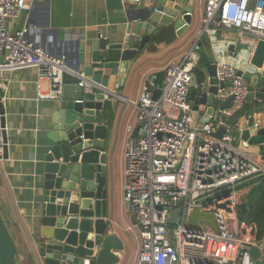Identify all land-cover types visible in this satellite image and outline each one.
I'll use <instances>...</instances> for the list:
<instances>
[{"label": "built area", "instance_id": "built-area-1", "mask_svg": "<svg viewBox=\"0 0 264 264\" xmlns=\"http://www.w3.org/2000/svg\"><path fill=\"white\" fill-rule=\"evenodd\" d=\"M34 1L0 0V89L5 96L6 73L33 67L38 69L37 99L62 98L66 75L77 78L85 92L104 90L85 71L72 69L64 51L59 54L58 49L34 41L30 27L8 26V21L30 11ZM200 12L197 40L182 60L170 62L161 82L155 76L148 78L138 100L130 101L140 125L128 126L124 144V203L134 220L130 228L137 229L141 238L137 264H257L243 246L264 241V229L259 236L257 224L241 221L238 215L245 193L236 185L264 175L263 153L238 146L231 122L245 104L249 82L234 63L218 62L217 79L225 85L216 98L234 95V99L219 111L217 120L208 115V121L195 124L189 96L192 73L202 58L198 47L203 34L236 30L264 40V0H203ZM42 81L48 82L46 90ZM166 103L179 109L177 118L165 109ZM4 117L0 110V165L9 143ZM254 121L264 127V116ZM221 127L227 129L222 138L213 136ZM178 209L177 221L170 223ZM195 210L213 214L218 230L206 220H200L199 229L192 227Z\"/></svg>", "mask_w": 264, "mask_h": 264}, {"label": "crops", "instance_id": "crops-1", "mask_svg": "<svg viewBox=\"0 0 264 264\" xmlns=\"http://www.w3.org/2000/svg\"><path fill=\"white\" fill-rule=\"evenodd\" d=\"M155 0H141L140 4L128 0H35L31 10L24 12L17 21H8L12 29L30 26V37L39 43L58 46L65 51L70 67L77 53L72 44L64 41L81 42L80 69L99 84L106 94L102 123L108 126L109 158L114 162L113 182L110 185L109 217L114 231L125 244V252L119 264H137L140 234L133 225V218L124 203V144L128 137V126L139 127L140 123L130 101H137L142 86L148 78L155 76L161 82L171 61H181L184 54L197 40L200 29V9L203 0L195 4V28L178 36L172 25H150L133 20L130 11L143 5L154 4ZM49 24L44 30L38 25ZM127 34L130 36L127 37ZM111 43L135 42L145 35L148 44L134 60L119 62L118 67H95L91 60L92 42L99 36ZM247 38L236 30H211L203 34L200 44L218 58V62H232L238 69L252 73L254 69L242 56L231 57L228 46L237 39ZM131 44V43H130ZM55 49V47H53ZM202 49H199L202 51ZM119 51L112 53L111 61L119 60ZM246 55V54H245ZM37 68H26L6 73L5 124L8 128V153L0 165V204L17 236L24 264H43L40 254L41 211L39 209V186L41 177L38 169L40 144L48 133L46 122L52 121L57 100L37 99ZM78 79L66 75L65 83L74 84ZM42 89L48 82L42 81ZM257 90H263L261 80ZM99 91V90H97ZM252 100L232 118L236 129L248 118H262L264 112L257 110ZM206 107L200 105L195 111V124L204 122ZM212 116L215 117L213 114ZM249 152H259L247 142L236 143ZM249 190V185L243 187ZM243 196V195H242Z\"/></svg>", "mask_w": 264, "mask_h": 264}, {"label": "water", "instance_id": "water-1", "mask_svg": "<svg viewBox=\"0 0 264 264\" xmlns=\"http://www.w3.org/2000/svg\"><path fill=\"white\" fill-rule=\"evenodd\" d=\"M198 0H155L154 4L132 9L133 20L148 22L150 25H172L178 36L195 28L196 2ZM34 7V6H32ZM32 26L30 21L28 27ZM44 30L49 24L38 25ZM150 40L149 35L140 40L111 43L99 36L92 42L91 60L95 67H118L119 62L134 60ZM131 43V44H130ZM46 45L45 43H42ZM72 44L77 53L75 71L80 70L81 42L64 41L65 46ZM51 48L62 50L57 46ZM199 49L202 45L199 44ZM119 51V60L111 61L114 51ZM65 52V51H64ZM231 57L242 56L255 68L249 73L242 69L239 74L249 82V93L245 103L254 99L257 110L264 112V40L253 38L237 39L228 46ZM246 54V55H245ZM218 58L208 48L202 49L199 68L192 73L189 96L194 109L206 107V117L215 115L228 107L234 95L225 100L216 98L219 87L225 85L217 79ZM261 80L263 90H257ZM109 92H85L77 82L65 83L62 98L57 100L52 121L46 122L48 133L40 144L38 169L41 177L39 186V209L41 211L40 254L43 264H119L125 252L123 239L114 231L109 215L110 185L113 182L114 162L109 158L108 126L102 123L105 109V95ZM160 90L154 91L158 97ZM0 89V110L4 114ZM165 109L177 118L179 109L166 103ZM253 117L245 118L235 131L236 141L247 142L249 147H257L264 155V127L255 125ZM5 125V117L3 118ZM225 127L213 132L222 138ZM8 146L5 147L7 157ZM258 175L238 183L236 188L248 186L263 178ZM179 209L172 213L169 220L175 223ZM200 220L208 221L216 230L218 226L213 214L195 210L190 224L199 229ZM257 264H264V241L259 246L244 245ZM0 264H24L18 261V245L0 210Z\"/></svg>", "mask_w": 264, "mask_h": 264}, {"label": "trees", "instance_id": "trees-1", "mask_svg": "<svg viewBox=\"0 0 264 264\" xmlns=\"http://www.w3.org/2000/svg\"><path fill=\"white\" fill-rule=\"evenodd\" d=\"M237 114V113H236ZM2 215L13 234L18 245V261H23V252L14 229L6 217L0 204ZM238 215L241 221L256 223L259 230V236L264 229V177L249 185V190L243 195L238 205Z\"/></svg>", "mask_w": 264, "mask_h": 264}]
</instances>
